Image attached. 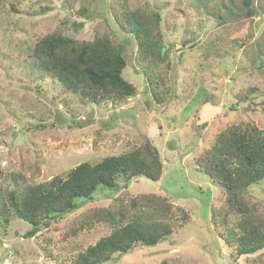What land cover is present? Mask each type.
I'll list each match as a JSON object with an SVG mask.
<instances>
[{"label": "rangeland", "instance_id": "obj_1", "mask_svg": "<svg viewBox=\"0 0 264 264\" xmlns=\"http://www.w3.org/2000/svg\"><path fill=\"white\" fill-rule=\"evenodd\" d=\"M228 6L229 0H0V184L10 188L15 174L27 184L48 182L83 162L126 153L146 138L163 163L158 181L100 187L31 238L24 237L30 225L11 210L3 225L0 212V264L72 263L111 231L82 216L121 195L165 197L190 220L182 224L177 215L168 240L137 246L105 264L256 262L253 255L237 256L228 244L226 227L232 229L235 219L229 215L227 226L221 223L216 210L225 207L223 196L197 165L227 127L249 121L264 129V102L255 111L241 110L264 101V0H253L257 14L239 21L218 15ZM151 8L160 14L164 61L141 63L132 35L121 32L114 13ZM57 29L79 41L106 35L122 44V77L138 94L123 102L88 103L40 72L29 50ZM243 196L264 209L263 185Z\"/></svg>", "mask_w": 264, "mask_h": 264}, {"label": "trees", "instance_id": "obj_2", "mask_svg": "<svg viewBox=\"0 0 264 264\" xmlns=\"http://www.w3.org/2000/svg\"><path fill=\"white\" fill-rule=\"evenodd\" d=\"M229 2L231 6L218 14L225 22L257 14L253 0ZM114 16L121 32L132 35L141 63L148 59L164 61V47L158 31L160 14L156 10L128 9ZM28 57L40 72L57 79L65 92L84 102H123L138 94V89L122 77L126 66L123 45L109 36L79 41L57 29L39 38ZM247 92L253 94L252 89ZM263 102H251L252 107L241 110L255 111ZM234 107L232 105L231 110L236 111ZM197 165L223 196L225 207L216 210L221 223L227 226L229 215L235 219L232 229L226 227L228 244L235 245L237 256L253 255L256 257L253 264H264V209L243 196L250 187L264 186V129L249 121L227 127L217 134L210 148L199 155ZM162 170L159 151L146 138L140 146L126 153L105 157L94 164L83 162L65 176H56L48 182L27 184L15 174L12 188L0 184L1 223H8L11 210L30 225L24 237L31 238L48 227L52 218L74 211L79 199H90L98 188L115 189L119 180L128 183L137 178L155 182ZM177 215L182 224L190 220L180 207L173 210L165 197L117 196L108 207L93 209L82 216L84 222L94 220L109 225L111 231L79 253L70 264H105L114 255L127 253L137 246H156L170 238L171 220ZM151 217L155 220H150ZM160 264L168 263L162 261Z\"/></svg>", "mask_w": 264, "mask_h": 264}, {"label": "water", "instance_id": "obj_3", "mask_svg": "<svg viewBox=\"0 0 264 264\" xmlns=\"http://www.w3.org/2000/svg\"><path fill=\"white\" fill-rule=\"evenodd\" d=\"M162 55H163V58H164V53H162Z\"/></svg>", "mask_w": 264, "mask_h": 264}]
</instances>
